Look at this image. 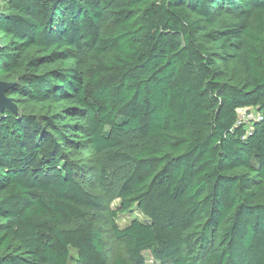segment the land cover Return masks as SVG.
<instances>
[{
    "label": "trees",
    "instance_id": "16d2710c",
    "mask_svg": "<svg viewBox=\"0 0 264 264\" xmlns=\"http://www.w3.org/2000/svg\"><path fill=\"white\" fill-rule=\"evenodd\" d=\"M0 81V264H264V0H0Z\"/></svg>",
    "mask_w": 264,
    "mask_h": 264
},
{
    "label": "rangeland",
    "instance_id": "374dc122",
    "mask_svg": "<svg viewBox=\"0 0 264 264\" xmlns=\"http://www.w3.org/2000/svg\"><path fill=\"white\" fill-rule=\"evenodd\" d=\"M247 115L245 119H250L253 117V111L252 112H247ZM241 117H245L242 116ZM84 171H86L84 174V179L86 181V187L89 190L98 192L97 187L95 186V179L93 178L92 174V168H87ZM118 204V200H115L111 202L108 206L104 205L103 209L94 211L93 214V219H94V224L97 228L101 229L103 233V238H104V249L105 253L109 257H113L114 254L116 253V242L114 241L112 230L110 227V221L112 218V215L110 212L115 211V206ZM134 218H139V219H144V215H142L139 211L135 210V208L132 211L126 212V213H117L115 215V221L122 227L125 226L131 219ZM76 250L74 248H70V259L66 264H75V257H76ZM147 262L148 264H153V260L149 258L147 252Z\"/></svg>",
    "mask_w": 264,
    "mask_h": 264
},
{
    "label": "water",
    "instance_id": "95a60500",
    "mask_svg": "<svg viewBox=\"0 0 264 264\" xmlns=\"http://www.w3.org/2000/svg\"><path fill=\"white\" fill-rule=\"evenodd\" d=\"M10 86L11 83L0 81V112H2L4 108H9L13 111L16 110L12 99L6 96V91Z\"/></svg>",
    "mask_w": 264,
    "mask_h": 264
},
{
    "label": "built area",
    "instance_id": "2783aa9c",
    "mask_svg": "<svg viewBox=\"0 0 264 264\" xmlns=\"http://www.w3.org/2000/svg\"><path fill=\"white\" fill-rule=\"evenodd\" d=\"M248 109H249V108L241 109V110H240V117H241V114H242V116H245V117H242V118H246V116H249V115H247ZM251 111H253V114H254L253 117H255V116L258 115V113L255 112L254 110L251 109ZM253 117H252V118H253Z\"/></svg>",
    "mask_w": 264,
    "mask_h": 264
}]
</instances>
